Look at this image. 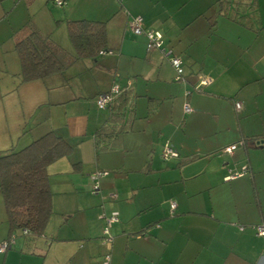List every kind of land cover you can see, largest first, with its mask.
<instances>
[{
    "label": "crops",
    "instance_id": "obj_1",
    "mask_svg": "<svg viewBox=\"0 0 264 264\" xmlns=\"http://www.w3.org/2000/svg\"><path fill=\"white\" fill-rule=\"evenodd\" d=\"M38 1L46 21L21 17L15 23L10 11L0 9V148L53 130L74 149L70 157L47 166L53 212L44 234H17L14 244L0 252V264H100L104 254H109L108 264H264V236L255 229L264 225V0H254L253 9L240 12L245 16L241 20L218 11L216 0H105L99 9L105 19L87 20L105 22L112 52L78 59L63 73L22 81L14 33L27 24L64 47L53 35L54 26L63 32L62 23L75 19L68 7ZM124 8L140 15L144 28L162 34V46L182 60V81L174 79L160 49L147 50L145 35L126 28L131 14ZM114 33L117 40H112ZM79 61L95 78L90 92L72 82L73 70L67 72ZM130 74L141 80L129 79ZM201 78L209 82L200 86ZM150 79L155 81L152 89L162 91L152 93L160 98L152 112L147 108L149 125H159L153 132L166 138L161 144L159 136L153 149L159 160L146 155L126 160L123 137L133 131L136 115L118 147L95 153L93 133L110 114L107 108L105 114L97 112L96 95L117 83L136 97L134 91L147 89ZM168 97L173 98L172 110L163 114ZM186 103L190 112L184 111ZM46 104L50 121L44 125L45 114L39 113ZM37 106L34 125L27 127L26 113ZM165 141L178 157H160ZM232 144L231 153L223 152ZM77 160L81 164L74 168ZM243 169L242 175L227 178ZM95 170L107 174L99 179V190L89 193V174ZM170 200L176 202L173 211ZM112 211L118 220L110 227L108 246L102 242V214ZM8 232L0 195V242ZM64 246V253L70 252L66 263L56 253Z\"/></svg>",
    "mask_w": 264,
    "mask_h": 264
},
{
    "label": "trees",
    "instance_id": "obj_2",
    "mask_svg": "<svg viewBox=\"0 0 264 264\" xmlns=\"http://www.w3.org/2000/svg\"><path fill=\"white\" fill-rule=\"evenodd\" d=\"M216 2L219 5L218 11L224 10V14L228 13V16L237 20L245 18L243 15L239 16V13L244 12L247 7L254 8V0ZM104 24L103 21L87 19L67 20V34L73 51L55 43L49 34L25 24L14 33V48L20 61L21 80L32 81L63 73L78 59H95L100 51L110 50L107 49ZM148 102L149 112H152L159 100L148 97ZM106 108L109 109V117L93 133L95 153L118 147L122 134L131 130L135 118V100L129 89L114 97ZM73 149L70 141L49 130L19 149L11 146L0 150V195L9 230L5 239L11 235L16 238L18 232L22 235L44 234L53 212L47 166L61 157H70ZM80 164L77 160L72 166L77 168ZM23 229L27 232L23 233Z\"/></svg>",
    "mask_w": 264,
    "mask_h": 264
},
{
    "label": "rangeland",
    "instance_id": "obj_3",
    "mask_svg": "<svg viewBox=\"0 0 264 264\" xmlns=\"http://www.w3.org/2000/svg\"><path fill=\"white\" fill-rule=\"evenodd\" d=\"M104 1L105 0H66L65 4L63 6L54 5L51 1L49 4L51 7L59 8L61 10L68 7L67 9L70 10L69 12H71V11L73 12V14H71V15L75 19H105L102 14H99L100 13L99 9L102 5H104L103 4ZM67 3L68 4L71 3L72 6L71 7L69 5L67 6ZM41 7H43V3H41L38 0L32 2L29 5H27L25 0H0V9L4 8L8 12L10 11L11 12L10 18L15 23H16V21H18V18L20 19L21 17H23V19L28 18L31 20L42 19L43 21L44 20L46 21V18L48 20V16L44 13V11L41 9ZM124 9H126V8H124ZM125 11L129 12V10H127V9ZM211 11L212 10H210V13H211ZM130 14L134 15V13H130ZM167 20H168L167 23H170V24L173 23L172 18L169 17ZM62 24H63V27H61V28H63V32H62V29H60V27L53 25L54 26V32H53L54 34L53 35H54L55 39H58L57 41L62 43L61 45L66 47L68 50H70L69 49L70 45H69V41H68L69 39L67 37L68 35L66 34V30L64 27V24H66V22H63ZM112 36H113L112 40L118 39V36H116V33H114ZM213 45L214 44L212 43L211 47ZM211 47L210 46L208 47V48H210V49H208V55H210V56H212ZM213 50L215 51V49H213ZM117 53H118L117 50H114V54L116 55ZM83 62L84 61H79L77 63V65L72 67L73 69H70V71H67V72H71V70H73V72L76 75L72 77L73 78L72 82L74 84H81V86L84 87V88H82L83 91L90 92V90L92 91L93 85L91 87H89V84H90V82L92 83L91 79H95V78L92 76L93 73L89 72V70H86ZM199 68H200V66L192 68V69H194L192 71H198ZM128 78L132 79V80H135V79L141 80L140 77H138V76L135 77L132 74H130V76ZM154 82H152V79H150L149 80L150 85H148L147 89H146V87L143 86V88H141L140 90L138 88L137 92L134 91V93L137 94V96L134 97L136 118L133 122V131L124 135V137H123L124 141L122 144L123 145L122 149H123V152H125V154H126V160L128 162L135 160L136 156L140 158L141 156H145V155L146 156H152V158L155 159L156 161L159 160L157 158V152L153 151V149L156 148V145H155L156 140L158 141V138L160 136L159 132L155 133V132H153V130H158L157 127L159 125L157 123H155V121H152V125H149L148 118L150 117V115L147 116V113H148L147 108L149 107V102H148V99L146 96L152 97V93H156L155 95L162 94V91L158 92L157 90H155L156 91L155 92L152 89V84ZM156 98H159V96ZM172 100H173V98H171V97H168L166 99V101L164 103V107H163L164 108L163 114H168V112H170V110H172V107H171V105H172L171 101ZM29 103L32 104L33 99H30ZM45 106H46V109H42V110H44L45 113L44 112L41 113L42 111H40L39 115L43 116L45 114V121H47V123H44V125H47L48 122L50 121V114L48 113L49 112L48 111L49 110V107H48L49 104H46ZM38 107L39 106L32 107V109L26 113L27 117L24 118V121H26L27 127L34 125L33 117L35 116V113L36 114L38 113V111H37ZM38 110H40V109H38ZM96 110H97V112L99 111L103 114L106 113V109H99L96 107ZM17 112L19 114L18 121L20 122L22 120V113H23V108H21V105H19V107L17 108ZM29 113H32V117H29V115H31ZM211 124H213V123L211 122ZM34 127H36V126H34ZM27 131L30 132L31 130H27ZM205 131L210 132V130H205ZM225 131L226 130H224L223 132H225ZM28 136H29V138H28ZM28 136H27V140L25 142L23 140H20L18 143L14 142L13 147L16 149H19V148L23 147L24 145H26V143H29L33 138L30 134H28ZM212 138L218 139L217 137H212ZM164 139H166V138H162V140L158 141V143L162 144ZM207 139H210V138H207ZM210 140L213 142L212 139H210ZM0 147H3V146H0ZM0 149L5 150L6 148H0ZM121 152L119 151V154ZM86 191L89 193L91 192V185ZM17 234L20 235V232H18ZM31 234L34 236H38V235H35L33 233H31ZM78 243L79 242H77V244ZM66 248L67 247L61 248L60 250H58L56 252L58 254V256L61 257L62 261L65 263H66V261H68V257L70 255V252L68 254L64 253V249L66 250ZM67 250H68V248H67ZM102 258L104 259V255ZM100 264H103V260L100 261Z\"/></svg>",
    "mask_w": 264,
    "mask_h": 264
},
{
    "label": "built area",
    "instance_id": "obj_4",
    "mask_svg": "<svg viewBox=\"0 0 264 264\" xmlns=\"http://www.w3.org/2000/svg\"><path fill=\"white\" fill-rule=\"evenodd\" d=\"M53 4L57 6H62L64 4V0H50ZM119 3L122 2V0H117ZM126 28L130 30L135 35L144 34L146 37V49H152L157 48L160 49L163 55L168 59L170 64L172 65L175 76L174 79L176 81H182L183 80V65L182 60L180 57L173 54V51L171 49H166L162 46V34L156 30L148 29L143 27V21L142 17L140 15H131L130 18L127 20ZM110 53L112 51H100V53ZM209 82L208 78H201L200 79V86L205 85ZM125 88L120 87L117 83H114L111 88L106 92L98 93L95 97V104L96 107L99 109H105L107 105L113 100L114 97L119 95ZM235 107L237 109L240 108V104L238 102L235 103ZM192 109L189 106V104L184 105V111L190 112ZM236 148V144H232L230 146H227L223 148V152L225 153H231ZM178 151L176 148L169 142L165 141L164 144L161 146L160 149V157L163 160H168L172 157H178ZM245 172V169L231 173L227 176L228 179L235 178L239 175H242ZM107 174L106 171L103 170H95L94 172L89 174L90 180L92 182L91 184V192L95 193L99 190V179ZM176 207V202L174 200H170V209L173 211ZM105 220L104 227L102 228V242L108 246L112 243V235L110 233V227L113 222L118 220V214L117 212H110L109 214H102ZM256 233L259 235L264 236V225H257L255 226ZM23 233H26L27 230L23 229ZM15 242V235H11L7 239H3L0 242V252H5L7 249H9L12 244ZM109 262V254H106L104 256L103 264H108Z\"/></svg>",
    "mask_w": 264,
    "mask_h": 264
}]
</instances>
